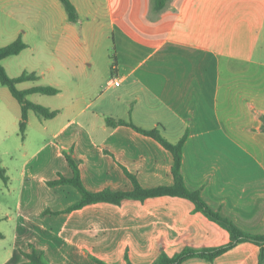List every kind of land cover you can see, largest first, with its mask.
Segmentation results:
<instances>
[{"label": "crops", "instance_id": "1", "mask_svg": "<svg viewBox=\"0 0 264 264\" xmlns=\"http://www.w3.org/2000/svg\"><path fill=\"white\" fill-rule=\"evenodd\" d=\"M70 1L77 23H70L60 0L0 4V48L18 39L27 45L2 61L7 73L36 74L37 81L19 84H32L24 90L40 80L59 90L55 106L46 107L58 112L55 118L34 113L38 122L31 124L29 113L28 127L55 139L56 156L63 155L68 166L45 184L72 186L50 185L73 178L68 154L91 193L132 191L128 174L143 189L173 187L172 152L134 127L156 131L173 145L184 140L181 173L188 189L243 233L264 237V0H168L162 10L152 0ZM2 96L15 103L5 90ZM108 119L128 125L110 126ZM7 177L8 187L15 178ZM81 199L42 216L92 206L68 213ZM127 202L141 261L127 250L126 264H153L163 254L231 241L228 230L187 199L165 196L115 206L124 209ZM261 249L244 241L212 262L195 258L183 264H259ZM33 251L45 259L30 244L21 251V264ZM93 261L107 264L102 257Z\"/></svg>", "mask_w": 264, "mask_h": 264}, {"label": "rangeland", "instance_id": "2", "mask_svg": "<svg viewBox=\"0 0 264 264\" xmlns=\"http://www.w3.org/2000/svg\"><path fill=\"white\" fill-rule=\"evenodd\" d=\"M47 83L40 80L36 85ZM30 85H18V89ZM2 90L15 102L13 105L2 96ZM28 99L45 107L55 106L54 96L35 94ZM20 115L16 99L0 84V167L15 178L8 187L0 179V264H21V251L29 250L30 244L44 251L51 264H96L94 257H102L107 264H126L127 250L139 263L141 247L137 244L136 225L127 224L131 209L128 205L132 202L125 203L124 209L102 203L68 215L42 216L48 209L61 211L70 207L81 199V194L72 186L49 188L45 184L44 179L56 178V171L66 174L67 162L63 155L56 156V140L37 133L31 125L25 133V145L19 129ZM30 117L31 124L38 122L33 112ZM128 188L131 189L130 182Z\"/></svg>", "mask_w": 264, "mask_h": 264}, {"label": "trees", "instance_id": "3", "mask_svg": "<svg viewBox=\"0 0 264 264\" xmlns=\"http://www.w3.org/2000/svg\"><path fill=\"white\" fill-rule=\"evenodd\" d=\"M66 13L68 15V20L70 23H77L79 20V16L75 6L72 4L70 0H60ZM168 0H152V5L158 9L162 10L165 8ZM27 45L21 40L18 39L12 44L0 48V84L4 87H7L13 97L18 101L21 106V120L19 122V129L22 135V139H25V133L28 127L29 121V113H35L39 118L50 120L57 116V111H52L49 108H46L42 105L31 102L28 99V96L33 94H44L48 96H55L59 93V90L50 87V86H36L27 90L18 89V85L25 82H35L38 80V76L36 74L24 73L20 77L12 78L8 75L7 71L2 65V61L13 56H17L22 51L26 49ZM115 63V57H113ZM263 126L262 131L264 132V118H262ZM108 125L117 126V125H128L122 121H113L111 119L107 120ZM134 127V126H132ZM140 133H143L147 136H150L157 141H159L167 150L172 152L174 156V167L173 173L175 177V185L173 187H161L152 190L143 189L138 183L137 179L133 177L131 174H128L132 183L134 185V189L128 192H111L109 190H105L98 193L89 192L82 183L80 178L79 168L76 162L69 156L65 154V157L70 164V167L73 170V178L67 179L64 177H60L58 180L50 183L51 186L61 185V184H70L78 189L80 192L82 199L79 203L71 207L67 212H73L80 210L88 205L99 204V203H109L114 205H120L124 200H136L144 202L147 199L155 198V197H178L191 201L195 205V211L203 213L208 219L219 224L224 227L231 235V241L223 246L214 247V248H203V249H194V248H186L181 253L177 254L174 257H169L165 254L159 257V259L153 264H183L185 261L189 259H204L207 261H214L216 258L229 251L237 243L248 241L258 244L262 247L260 254L259 264H264V237H254L248 234L243 233L240 229H238L233 222L229 219L223 217L219 213L213 211L201 198L200 193L196 191H192L188 189L185 185L182 173V158H183V147L184 140L179 142L176 145H173L166 141L158 132L156 131H144L134 127ZM0 179L7 184L8 177L6 175V171L0 167ZM28 262L25 264H48L43 256L36 254L35 251L32 253L25 254ZM100 264H105L103 262L98 261ZM128 264H131L128 261Z\"/></svg>", "mask_w": 264, "mask_h": 264}, {"label": "built area", "instance_id": "4", "mask_svg": "<svg viewBox=\"0 0 264 264\" xmlns=\"http://www.w3.org/2000/svg\"><path fill=\"white\" fill-rule=\"evenodd\" d=\"M113 84L119 86V82H117V81L116 82H113Z\"/></svg>", "mask_w": 264, "mask_h": 264}]
</instances>
